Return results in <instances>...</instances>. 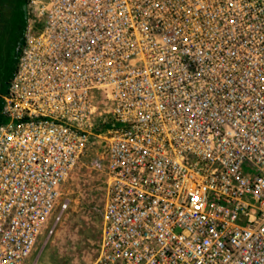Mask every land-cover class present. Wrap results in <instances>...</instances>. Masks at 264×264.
I'll return each instance as SVG.
<instances>
[{
    "label": "built area",
    "instance_id": "obj_1",
    "mask_svg": "<svg viewBox=\"0 0 264 264\" xmlns=\"http://www.w3.org/2000/svg\"><path fill=\"white\" fill-rule=\"evenodd\" d=\"M27 7L3 96L0 264H26L54 213L47 243L96 138L91 264H264V0Z\"/></svg>",
    "mask_w": 264,
    "mask_h": 264
},
{
    "label": "rangeland",
    "instance_id": "obj_2",
    "mask_svg": "<svg viewBox=\"0 0 264 264\" xmlns=\"http://www.w3.org/2000/svg\"><path fill=\"white\" fill-rule=\"evenodd\" d=\"M7 51L8 43L4 42L0 48V75L6 73ZM100 141L97 138L92 141L66 184L65 192L71 202L62 220L42 247L53 224V213L26 264L46 261L54 264H91L96 258L108 185L105 173L107 148ZM95 157L99 158V162Z\"/></svg>",
    "mask_w": 264,
    "mask_h": 264
},
{
    "label": "trees",
    "instance_id": "obj_3",
    "mask_svg": "<svg viewBox=\"0 0 264 264\" xmlns=\"http://www.w3.org/2000/svg\"><path fill=\"white\" fill-rule=\"evenodd\" d=\"M1 30L0 48L8 43L6 73L0 75V125L5 118L2 114L4 95L16 70L19 55L24 44V33L27 25V0H0Z\"/></svg>",
    "mask_w": 264,
    "mask_h": 264
},
{
    "label": "flooded vegetation",
    "instance_id": "obj_4",
    "mask_svg": "<svg viewBox=\"0 0 264 264\" xmlns=\"http://www.w3.org/2000/svg\"><path fill=\"white\" fill-rule=\"evenodd\" d=\"M1 15H2V13H1V11H0V23H1ZM0 30H1V25H0Z\"/></svg>",
    "mask_w": 264,
    "mask_h": 264
}]
</instances>
